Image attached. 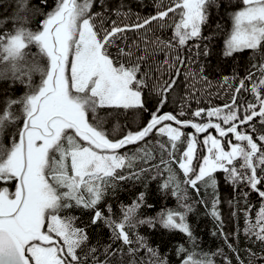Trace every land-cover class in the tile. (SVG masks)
<instances>
[{"label": "snow or ice", "instance_id": "6c2138e0", "mask_svg": "<svg viewBox=\"0 0 264 264\" xmlns=\"http://www.w3.org/2000/svg\"><path fill=\"white\" fill-rule=\"evenodd\" d=\"M16 3L15 26L0 28V82L18 83L26 90L0 107V264H168L167 257L161 258L158 248L135 231L157 223L182 233L193 245L192 251L182 244L176 248L177 256L184 254L181 264H215L217 255L232 264L223 248L212 253L195 250L196 237L188 223L194 211L189 190L197 198L194 203L202 204L216 222L212 234H219L237 264L245 260L230 239L238 242L241 231L247 243L259 246V251L242 249L247 264H264V0H238L224 40L225 57L246 50L253 58L260 55L252 65L255 71H248L235 86V76L224 77L221 86L227 85L230 99L194 110L193 119H181L187 115L183 106L178 112L163 108L183 81L191 80L193 87L207 81L203 67L192 71L191 58L182 51L190 40L212 39L203 35V28L208 8L217 0H158L154 14L137 15L133 23L123 22L132 14L120 11L122 3L116 9L119 23L106 19L103 11H93L102 7L100 0H54L47 12L29 9V0ZM40 4L47 7L48 0ZM29 11L43 17L34 29L27 26ZM165 30H171V37L157 35ZM129 32L136 34L134 39ZM194 46L201 48L199 43ZM199 55H209L207 44ZM242 91L252 98L242 99ZM149 99L155 101L151 111ZM144 113L149 118L135 129L120 123L121 117L135 120ZM9 126L15 130L5 144ZM189 127L194 132L182 130ZM153 149L159 155L155 164ZM139 162L149 167L137 168ZM153 170L152 179L165 176L160 189L171 191L177 209L139 218L146 205V193L140 192L130 204H120L119 219L114 218L108 196L121 182L140 181ZM218 172L236 193L235 202L229 201L237 221L231 233L224 231L219 211ZM202 188L205 194L211 190L210 202ZM253 194L259 201L254 218L255 206L249 203ZM74 210L91 213L83 227L80 217L70 214ZM91 227L109 230L110 242L102 252L89 245Z\"/></svg>", "mask_w": 264, "mask_h": 264}, {"label": "trees", "instance_id": "16d2710c", "mask_svg": "<svg viewBox=\"0 0 264 264\" xmlns=\"http://www.w3.org/2000/svg\"><path fill=\"white\" fill-rule=\"evenodd\" d=\"M123 4V8L120 11L131 12V17L127 20H124V23H133L136 20V16L146 17L155 13V5L158 3V0H100V5L102 7H96L93 11H103L106 15V19L117 20L119 23L120 20L116 15V9L120 4ZM167 3V0H165ZM238 3V0H217L216 5H212L208 8L209 20L208 23L203 28L204 36H211L210 41H195L190 40L187 47L182 51V55L191 58V64L189 67L194 72H199V69L203 67V76L207 78V81L200 80L198 83L193 85L191 80L183 81L179 88L176 89L174 93L169 98L168 104L163 108L164 112H178L183 106L187 112V115L181 117V119H193L191 113L198 108H211L216 106H221L230 99L228 93L227 85L221 86L223 84L224 77H236V80L232 81L233 86L238 84L239 79H242L247 75L248 71H255L252 68L254 63H258L261 59L260 55H256L253 58L251 50H246L242 53L234 54L233 57H225L223 55L224 50V40L227 37V34L231 30V20L230 14L234 10L235 5ZM218 5V6H217ZM54 6V0H48L47 7H44L40 4V0H29L28 7L31 10L36 8L40 9V12L50 11ZM17 11L16 0H0V28L4 30H9L15 26L13 17ZM111 12L110 17L108 13ZM28 23L27 26L30 28H35L38 21L43 17L40 13H34L29 11L27 13ZM219 26V27H218ZM130 40L135 38V33H127ZM161 35L162 38L171 37V30H165L163 33H157ZM201 44V48H195V44ZM207 44L209 49V55L197 56L198 51H203V46ZM190 49V51H189ZM35 51V50H34ZM163 59V56L160 57ZM258 75V73H257ZM255 78V77H254ZM34 81H39V76H34ZM26 89L23 85L20 84H11V82H0V107L3 106V102L8 98H17L22 95ZM240 97L242 99H251L249 93L241 92ZM240 100H238V103ZM155 101L149 99V110H154ZM14 111H18V106H14ZM149 118L148 113H144L142 117H137L135 120L133 117H128L125 119L121 117L120 123L125 126H130L135 129L137 126L142 125ZM197 122H203L200 118H195ZM214 122H218L213 118ZM259 128V125H257ZM15 128L9 126L6 129V134L4 138V143L7 144V134L13 132ZM186 133L194 132L193 129L185 128L182 129ZM264 131V129H261ZM209 132L218 135L214 129H209ZM203 135L200 134V138H203ZM157 137L152 138V143L155 144ZM180 150L184 148V144L179 145ZM157 157L155 160H152L151 163L155 164L159 161L158 150ZM200 155L203 154L201 150ZM179 155V153H177ZM149 167L148 164L139 162L137 168L139 167ZM174 170L177 172L179 179H183L182 173H179V170L173 165ZM156 175L155 170L145 173L143 178L140 181H126L121 182L116 189L115 194H110L107 198V203L112 204L114 218L119 219L120 204H130L140 192H145L146 205L138 213L139 218L147 217H156L157 213L162 209H177V200L171 195V191H161L160 184L163 183L165 176H157L156 179L151 177ZM166 175V174H165ZM217 183H218V193L220 197L219 211L223 219V228L225 232L231 233L235 231L237 226V221L232 218L231 213L235 210L230 206L229 201L235 202L236 193L233 192L232 187L224 179V174L218 172L216 174ZM146 185V187H145ZM201 194L205 200L210 202L211 199V190L209 189L207 194L204 193V189H201ZM189 195L191 199L189 203H193L194 211L188 215V223L190 224L193 234L196 237L195 250L197 252H207L212 253L216 252L217 249L223 248V252L231 260L232 264H237L235 256L231 253L227 246L224 244L223 239L217 235H213L216 229V222L206 214V209L202 204L194 203L197 199L195 194L189 190ZM249 203L254 205L252 209V216L254 218L255 212L259 207V201L255 194L249 198ZM148 204L153 205L151 208L147 207ZM100 207L103 209L104 204H101ZM240 208L245 207L243 201L239 205ZM73 215L80 217L79 226L83 227L90 219V212H83L81 210H74ZM239 224L242 229L243 227V215L239 213ZM130 231V235L132 230ZM141 236H144L149 245L154 248H158L161 258L167 257L168 264H181V259L184 254L181 256L176 255V248L179 245H183L188 251L193 250V245L188 242L187 238L179 232H169L168 230L162 228L158 223L155 227H149L147 224L140 225L135 229ZM89 233V245L97 246L100 251H103V246L110 242L109 230L102 227H91L88 229ZM230 242L237 245L241 249L240 255L245 260L247 264L246 253L242 249L246 247H252L254 251H259L258 245H251L246 242L245 237L241 231L239 241L231 240ZM99 254V253H98ZM143 255V253H141ZM119 257H117L118 259ZM103 259V256H101ZM215 264H224V256L217 255L213 257ZM127 264V262H125Z\"/></svg>", "mask_w": 264, "mask_h": 264}, {"label": "rangeland", "instance_id": "374dc122", "mask_svg": "<svg viewBox=\"0 0 264 264\" xmlns=\"http://www.w3.org/2000/svg\"><path fill=\"white\" fill-rule=\"evenodd\" d=\"M214 135V134H213Z\"/></svg>", "mask_w": 264, "mask_h": 264}]
</instances>
